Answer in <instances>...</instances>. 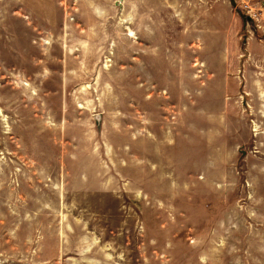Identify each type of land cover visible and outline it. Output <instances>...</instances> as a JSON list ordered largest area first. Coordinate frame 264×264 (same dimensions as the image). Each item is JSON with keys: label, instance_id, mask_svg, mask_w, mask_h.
<instances>
[{"label": "rangeland", "instance_id": "rangeland-1", "mask_svg": "<svg viewBox=\"0 0 264 264\" xmlns=\"http://www.w3.org/2000/svg\"><path fill=\"white\" fill-rule=\"evenodd\" d=\"M84 1L0 0V264H264V0Z\"/></svg>", "mask_w": 264, "mask_h": 264}, {"label": "crops", "instance_id": "crops-1", "mask_svg": "<svg viewBox=\"0 0 264 264\" xmlns=\"http://www.w3.org/2000/svg\"><path fill=\"white\" fill-rule=\"evenodd\" d=\"M124 1H128V0H124ZM40 2H41V0H24V4L28 7V8H31V9H33L32 11H30V13H34V11L36 12V10H34L37 6H39L40 5ZM85 2V4H89V7L92 5L90 2H89V0H86V1H84ZM78 3H79V0H78ZM88 6H87V10H86V13L87 14H89V10H88V8H89ZM124 8H126L125 6H124ZM127 10H125V12H126ZM38 13H40V12H38ZM35 23V22H34ZM33 26H32V28H35V25H37V24H32Z\"/></svg>", "mask_w": 264, "mask_h": 264}, {"label": "built area", "instance_id": "built-area-1", "mask_svg": "<svg viewBox=\"0 0 264 264\" xmlns=\"http://www.w3.org/2000/svg\"><path fill=\"white\" fill-rule=\"evenodd\" d=\"M245 6L250 8V6L248 4H246ZM259 10H260L261 14L264 15V7H260Z\"/></svg>", "mask_w": 264, "mask_h": 264}]
</instances>
